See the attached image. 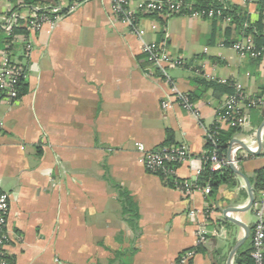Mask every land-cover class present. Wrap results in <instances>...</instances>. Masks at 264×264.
Segmentation results:
<instances>
[{"label": "crops", "instance_id": "crops-1", "mask_svg": "<svg viewBox=\"0 0 264 264\" xmlns=\"http://www.w3.org/2000/svg\"><path fill=\"white\" fill-rule=\"evenodd\" d=\"M146 1L131 0V7ZM226 1L257 13L258 0ZM12 8L0 0V20ZM139 25L148 41L186 60L170 73L192 94L200 118L174 102L163 108L170 87L137 36L113 14L112 0H79L54 26L31 34L28 92L14 103L0 102V188L10 195L7 254L13 264H181L180 256L199 246L200 223L209 232L207 241L184 264H227L245 235L243 228L231 227L229 248L219 241L230 190L222 186L216 200L202 190L184 194L139 162L137 144L155 149L170 130L174 144L189 152L175 176H199L205 127L217 121L228 95L199 88L196 67L207 78L240 82L255 95L264 86V60L241 58L231 44L236 32L224 22L143 13ZM263 112L264 107L254 119ZM249 126L235 138L258 146L259 126ZM262 149L250 158L246 150L239 153L238 168L248 178L264 166L251 163L264 156ZM238 181L247 191L245 180ZM119 190L128 192L137 216L125 212ZM234 216L245 222L241 212ZM240 248L232 264H240Z\"/></svg>", "mask_w": 264, "mask_h": 264}, {"label": "built area", "instance_id": "built-area-1", "mask_svg": "<svg viewBox=\"0 0 264 264\" xmlns=\"http://www.w3.org/2000/svg\"><path fill=\"white\" fill-rule=\"evenodd\" d=\"M21 2V1H20ZM78 1L60 5L50 8L45 12H38V9L29 10L26 17H22L19 12H13L10 16H3L0 20L2 29L11 34V29L15 25H18L21 20H26L28 30L31 34H37L42 31L46 24L54 26V24L64 17L67 13L74 11L77 8ZM167 7V15L178 13L182 10V2L179 0H149L139 5L138 9L131 7V0H112V12L125 23L132 33H134L141 42L142 51L146 55L147 60L154 66V68L165 79L166 83L170 87V97L162 101L163 108L167 109L171 107L172 103L180 104L188 112L196 115L197 119L200 118L195 103L191 100L189 94L182 90L178 83L175 81L170 73V70L175 67H184L187 65L185 59L180 57L171 56L164 45L148 41L145 37V31L139 25V15L141 13H153L156 11H162ZM66 9V11H64ZM203 13H196L192 16L202 17ZM210 17L214 16V12L208 13ZM29 36H21L16 40L24 45L26 56H29L32 49V43L29 40ZM233 48L241 58L247 56H257L259 53L255 49L254 40L250 35L243 36ZM10 44H6L4 47L0 43V102L14 103L18 101V85L20 79L25 76V72L22 64L16 60L10 58ZM207 76L206 74H203ZM235 92L227 97L221 107V111L217 113V122L221 127L238 125L248 129L249 115L247 107L245 105V99L247 98L243 85L240 82H234ZM258 102H263V98L256 99ZM205 139L206 143L211 144L214 147L213 154L210 157V161L215 164L221 165L230 164L238 167L239 165V153L244 150L241 145L237 143L231 144V157L230 159L221 161L216 151L218 139L216 132H213L211 126L205 127ZM253 151L258 150V146L250 147ZM137 149L140 153L139 162L149 171H163L165 174H175L174 168H169L167 165L171 162H182L188 159L189 152L184 145H166L156 149H148L143 143L137 144ZM197 177L191 180H186L183 183L177 184V188L184 194H190L195 190H202L209 195L210 187H200L197 183ZM252 211L256 217V221L253 224V234L251 238V258L252 261L247 264H264V188L255 194V200L252 204ZM10 209V195L6 191L0 188V264H13L7 256V244L10 237L8 235V215ZM192 216L197 215V211L191 210ZM203 214L207 216L208 209L203 211ZM206 218V217H205ZM208 230L204 223H200L197 229L198 242L197 245L201 246L207 241ZM195 255L194 250H189L180 256L181 264H184L188 259Z\"/></svg>", "mask_w": 264, "mask_h": 264}, {"label": "trees", "instance_id": "trees-1", "mask_svg": "<svg viewBox=\"0 0 264 264\" xmlns=\"http://www.w3.org/2000/svg\"><path fill=\"white\" fill-rule=\"evenodd\" d=\"M12 3V10L7 12L5 15L10 16L13 12H20L23 9H38V12H45L50 8L56 7L62 3V0H9ZM21 1V2H20ZM75 0H68V3H72ZM79 1V0H78ZM182 2V10L178 13L167 15V7L163 8L162 11H156L153 13H148L152 15L163 14L165 16L172 15H189L192 16L196 13H203L202 18L211 19L216 22H224L228 24L229 31L233 28L236 32L237 38L231 44L234 46L243 36L250 35L254 40L255 49L259 53L257 56H247L246 58L252 60H264V0H258L257 2V13L255 15L250 14L247 10L242 9L238 5L231 4L226 0H179ZM66 11V9L64 10ZM210 11L214 12V16L210 17L208 13ZM143 15L141 13L139 17ZM21 20L18 25H15L11 29V34H7L0 24V43L4 47L6 44H10V58L14 61L18 60L25 69L27 73V60L29 56H26L24 45L17 42V38L21 36H29L30 31L28 30L26 20L29 19H19ZM146 56V55H145ZM147 59V57H146ZM199 74L194 77L193 81L197 84L199 88H213L215 91H218L221 95L227 94L228 96L234 94V82L228 80L226 82H221V80L207 78L204 76L203 72L200 70V67H196ZM27 77L23 76L20 79L18 85V99L28 92V83L26 82ZM245 91V90H244ZM191 100L194 102V97L192 94L188 93ZM247 98L245 99L246 109L249 115V124L253 126H260L264 121V112L258 120L254 119V114L256 111H259L260 108L264 107V101L258 102L256 99L263 98L264 100V86L261 87L258 93L255 95L246 93ZM227 96V97H228ZM222 107V106H221ZM221 107L218 109L217 113L221 111ZM211 129L213 132H216V137L218 139L217 147L215 148L218 157L221 161L226 160L228 156V150L232 144V140L241 134L247 133L248 129L238 126L231 125L226 129L222 128L219 122H215ZM166 145H176L173 142L172 132L167 130L166 139L159 147ZM157 147V148H159ZM156 149V148H155ZM214 147L207 143L206 152L204 154V163L203 169L201 170L199 176L197 177V183L200 187H210V193L208 196L217 199L218 194L222 186L229 189H236L239 186L238 176L232 170L230 166L222 165L220 169H214L213 163L210 161V157L213 154ZM260 155V154H259ZM261 155H264L261 154ZM257 156L255 154H248V158ZM180 162H171L167 166L170 168H176ZM151 172V171H150ZM152 173L157 174L162 179H167L168 183L172 186H177L179 183H183V180H180L175 174H165L163 171H153ZM255 194L258 193L262 188H264V166L255 170V175L249 177ZM122 200L123 207L127 214L131 216H137L136 208L133 201L128 197V192L125 190H119ZM242 194L248 195L247 191H242ZM231 222L222 220L223 225H228ZM253 234V226L250 227V236L248 239V246L245 248V245L240 248L241 262L240 264H247L252 261L251 258V238ZM195 253L202 251V246H198L194 249ZM220 255V252H217V256ZM8 256V254H7ZM10 260V258L8 257ZM11 261V260H10Z\"/></svg>", "mask_w": 264, "mask_h": 264}, {"label": "water", "instance_id": "water-1", "mask_svg": "<svg viewBox=\"0 0 264 264\" xmlns=\"http://www.w3.org/2000/svg\"><path fill=\"white\" fill-rule=\"evenodd\" d=\"M263 128H264V121L260 124V126L257 129V133H256L257 142H258V150L257 151H253L248 144H246L243 140H240L238 138H234L232 140V144L237 143V144L241 145L242 148L250 154H259L261 152L262 147H263V142H262V130H263ZM231 149L232 148L230 146V148L228 150V156H227L228 159H230V157H231ZM229 166L232 168V170H234V172L237 174L238 177H241L245 180L247 193H248V202L245 206H229L224 211V216L226 219H228L229 221L233 222L234 224L240 226L245 231V235L240 240H238L236 242V244L233 246V248L231 249V251L229 253V256L227 259V264H232V260H233L235 253L237 252V250L241 246L244 245V243L249 239V236H250V226L248 224H246L245 222H243L242 220H240L239 218H237L236 216H234L233 213L237 214L239 212H244V211L250 210L252 207V204L255 200V192H254L253 185H252L250 179L248 178V176L245 175L235 165L230 164Z\"/></svg>", "mask_w": 264, "mask_h": 264}, {"label": "rangeland", "instance_id": "rangeland-1", "mask_svg": "<svg viewBox=\"0 0 264 264\" xmlns=\"http://www.w3.org/2000/svg\"><path fill=\"white\" fill-rule=\"evenodd\" d=\"M263 147H264V139H263ZM264 149V148H263ZM262 149V152L264 153V150ZM262 153V154H263ZM248 156V155H247ZM251 162V161H250ZM253 162H256V163H263L264 162V156L263 157H256L255 160H253L251 163ZM217 166H220L218 163H217ZM238 167L240 168V163L238 165ZM241 169V168H240ZM241 180V179H239ZM242 181V180H241ZM243 185H241V182H240V185L236 188V189H232L231 191H229L228 194H226V196L229 198V199H225L226 203L229 205V206H234L235 204L239 203L240 201H243V200H246L248 198V195H240L242 194V191L243 188L242 187ZM229 189L225 188V191H227ZM242 190V191H241ZM223 211L225 208H222ZM236 214V213H235ZM234 215V213H233ZM241 215L243 216L245 222L251 227L253 226L254 222L256 221V217L252 211V208L250 210H247V211H244V212H241ZM226 220V221H229L228 219H226L225 217H223V220ZM231 222V221H229ZM233 227V229H238L241 228L240 226L234 224L233 222H231L230 224L228 225H222L221 226V236L219 238V241L222 242V245L225 246V249L229 248L230 246V242L228 241L227 237H228V230ZM224 235L226 236V238L224 237ZM249 242V241H248ZM245 245V248L248 246V243Z\"/></svg>", "mask_w": 264, "mask_h": 264}]
</instances>
